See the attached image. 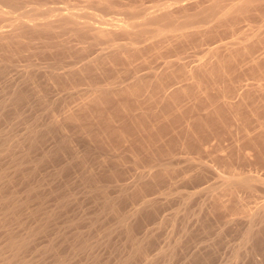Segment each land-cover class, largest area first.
<instances>
[{"label": "bare ground", "instance_id": "bare-ground-1", "mask_svg": "<svg viewBox=\"0 0 264 264\" xmlns=\"http://www.w3.org/2000/svg\"><path fill=\"white\" fill-rule=\"evenodd\" d=\"M30 1L27 0L26 3ZM47 1L49 2V0H42V2H39L32 9L33 15H28L29 18H26L28 16L25 17L24 14H21L17 19L14 18L15 20L11 25L3 26L1 24L5 15L13 13L17 7L22 5L21 3L23 1L0 0V74L4 75L8 70L6 69L7 67L2 68L4 61H11L14 56L18 54L20 55L23 48L32 47V45L37 44V41H43L45 43L46 46L43 47L44 49L46 47H48V49L56 48V53L59 52V55H65L62 59L59 56L58 58L55 53L57 57L55 61L64 60L66 62L67 60L65 59H67V57L69 58L76 54H79V57L77 56V58H73L76 59L73 60L76 62H71V64L68 65H52L50 70L45 72L42 71L44 74H42L41 79H37L36 76L38 74L35 76V74H25L24 72V75L20 74V77L21 75L23 76L19 80L17 79L16 81L13 79L14 81L11 82L12 84L8 86L6 95L0 100L1 116L6 112H8L9 115L10 111H14L13 114L20 111L19 108L24 105L23 103L26 99L28 90H30V92L33 90L37 100L42 92L41 88L43 86L41 82L46 84V87L48 85L52 88H67L69 86L72 88L75 83L84 79H91L92 83L93 75H95L93 72H96L98 76L105 75L106 64H109L110 66L119 64H127L128 66H131L135 64L134 60L141 58V60H143L144 53L151 52L152 58L155 60H162V67L158 64L159 68H162V71H160L158 67V71L153 70V74L151 73L149 76L154 78V81H150L147 78V74L146 76H144L145 74L138 75L139 68L133 69V66H131V72L134 70L133 75L130 73L132 75V77L130 76L132 81H128L129 83H125L127 80H123L122 78L121 80L123 81L116 78L113 80L112 77L111 79L113 81H108L105 78V84L102 85L101 82L99 83L93 78V81H96V83L92 85L89 83L88 92L90 96H87L89 100L81 106H78L79 108L77 110H72V108L69 109L65 115H63L64 118L57 117L63 120H56V118L53 122L51 121V123H54V127L49 126L46 121L41 119L42 123L38 120L41 124L36 122L37 119L31 124H28L29 121L28 123H25V121V124H23L25 125V128L23 126L25 129H23L24 132L21 128V130H18L17 128L18 132L16 130L15 132L8 130L7 133L5 132L4 127V129L0 127V264H206L210 261V250L208 251L210 248H208L207 251H201L200 249L199 251H185V246H188L187 243L192 242L191 234L194 231V229L193 231L190 230L193 226L190 228L188 226L190 222L189 218L195 216L196 212L188 216H185L184 212L182 213L184 216L180 214L183 218H180L179 213L182 209H179L167 219V217H165V215L162 216L160 210H158L160 207L158 208L156 206L158 209H154L155 202L158 201L148 199L146 195L148 190L156 189L161 180H159L161 175L164 174V178L165 175H169V172H171L169 170L175 166V163H170L171 160L169 159V163L161 162L156 164L157 168H155L156 165L154 166L156 169H154L155 171H149L146 175H143L144 173H142L136 181H133L132 183L130 182V185L117 188L119 191L116 189L117 193L114 192V194L109 190V184L111 183L110 180L114 179L116 181L115 176L118 175V173H115L116 166L114 167L112 165L113 162L109 163L113 159L108 161L100 156L102 157L101 159H103L100 160V162L97 161V156V160L93 161H97L99 164L97 166H94L93 164L90 165L87 158H89V154L92 153L88 148L82 149L74 142V139H70L68 125L70 122L81 120L79 113L82 112L81 110L84 108L87 109V105L90 106L91 104H94L96 106L99 103L98 105L101 106L100 102L103 103L104 100L106 104L109 101L114 102L116 96L117 99L119 98L117 101L118 109L116 110L123 113L121 114L125 121H128L131 124L138 122L136 125L139 124L140 127H143L142 122L144 121L145 126L146 123H148V127L146 126L147 128L151 127V130L157 131H160L162 127L164 129L167 126L166 133L169 134L172 140H174V135L180 136L181 132L183 133L186 131V134L183 135L187 136L189 134L188 131L192 127L191 122L198 121V119H200V121L201 119L206 121L208 118H212L213 121V118H215V116L213 117V113L217 109L225 108L227 109L226 111L231 110L234 113L236 112L237 115L238 109L242 107L245 109V107H247L249 108V111L254 114L256 111L255 108L259 109L260 107L258 105L264 107V102L262 101L264 100V86H256L254 84L244 85L243 78L245 79V77L241 74L243 73L244 76L246 75L245 70L243 69L245 62H249L247 70L251 69L250 72H260L261 69H263L262 71L264 72V24H260L259 22V20L262 21L264 18V0H240L241 3L236 4L231 3L236 0H174L170 4L167 2L166 5L160 3L162 6L159 7L157 6L158 4H156L158 9L155 7L156 10L153 12L149 11L151 9L153 10L154 7L150 8L149 6L145 8V5L143 6L144 3H137L136 5L135 2V5L129 4V6H127L129 7V14L127 15L128 17L123 18L114 17V15L113 17H106L107 13H104L111 11V9L113 10L118 4V0H92L90 3H96L104 10L101 15L94 13L89 15L85 14L83 11H80V9H75L76 7L74 6L77 4L71 6L70 3L69 5L71 6V9L69 5L66 7L55 4L54 6V2H51L53 7L47 3L49 6L46 5L47 8L43 9L46 7V3L44 4L45 7L40 3ZM35 2L33 5L36 4ZM101 8L99 9L102 12ZM114 9L116 10L117 8L115 7ZM26 11L27 10H25V12ZM14 13L16 12L14 11ZM141 15L142 21H136L137 16L141 17ZM41 16L43 18H40ZM254 18L259 20L257 23L255 19L257 25L253 26L249 31L250 33H243L237 40L225 42V34L230 32H244V27L240 26V24L246 21L253 22L252 20ZM212 22L215 23L206 28V26ZM232 26H236V28L222 32L218 31L221 27ZM74 41L82 45L81 47L79 45L74 46L75 49L78 47L75 51L72 48V46L75 45ZM147 42L149 45L146 44ZM143 43L145 44L143 45ZM140 44L148 46L142 48L141 46H138ZM42 46H44V44ZM194 48L197 53L199 51H197V49L205 52L206 55L201 60L206 61L199 63L196 62L198 64L195 65L194 62L193 66H191L193 61L189 62L188 60L191 61L193 60V57L196 58V54L189 53V50ZM37 49L39 50L40 48H36L35 50ZM42 49L40 50L41 52L39 51L40 53H42ZM53 56L55 57V55ZM81 62L82 64L80 65L79 63ZM67 63H69V61H67ZM134 66L136 67V65ZM62 69H64V71L59 73ZM239 70L242 72L240 74L242 80L238 79L240 78ZM234 71H237L238 73V80L235 78V81L233 80ZM261 72L260 76H262ZM91 76L92 78H89ZM108 77L111 76H107V78ZM130 77L127 78L131 79ZM204 79L208 82L207 84L204 82L206 85H203ZM225 81L231 82V85L228 86V82L227 87L222 88L223 90L220 87L219 89L222 90L221 93H219V95L218 93L217 95L215 94L216 97H214V100H210L204 109L198 110L197 107L196 109L199 111H196L197 114L192 113V116H187V113L190 111L181 106L180 97L183 96V98H186V96L195 93L196 90L202 91L205 87V89H207V87L212 88L213 85L218 82L224 83ZM30 86L32 87L28 88ZM148 87L149 89L151 87V93L149 92L150 90ZM42 89H44V87ZM143 92H147V96L145 94L147 97L146 100L140 98L141 95L144 96ZM258 92H261L260 94H262H259L261 97L260 99L257 97L260 104L257 105V103H259L257 102L256 107L253 106V104L251 106L249 98L252 94H257ZM195 95L197 94H194V96ZM237 97L238 100H236ZM39 99L41 101L42 97ZM110 105L111 104H109V106ZM157 105H162L163 108L162 106L160 107L161 109L159 107L156 108ZM97 108H99V106ZM114 108H116V106ZM204 110L207 112L202 114V111ZM192 112H194V110ZM86 114H84V116ZM116 114L113 116L115 117ZM6 117L0 118L6 120ZM228 118L230 119V117ZM105 119L103 121L104 123L106 122ZM109 119L110 117L108 120ZM179 119H183L182 125L180 126L177 125ZM23 120L24 119H22V121ZM92 120L94 121V119ZM114 120L112 119L110 122L108 121V127L112 128L114 126ZM87 122H89V120ZM95 122L93 124H95ZM259 124L262 125L261 128H264V121ZM117 125L115 124V126ZM220 125L222 128H220ZM180 127H183L181 128L183 131H180L179 133L178 130ZM89 128L86 130L88 131ZM206 128L208 131V125ZM218 128H215L216 130L214 129L204 132L206 134L201 132L203 135L198 133L197 136H195L194 134L195 137L193 136L192 138H195V149L198 151L204 150V152H206L204 147L210 139H212L211 137L214 138L215 136H218L219 138L225 134V132L228 133L231 131L229 127H226L221 123ZM119 129H121V127H114V132L119 131ZM137 129L138 128L135 130ZM54 130L57 133L56 135H59V138L52 135L55 133ZM128 130L130 131V129ZM143 130H145V128H142L141 131L143 132ZM124 131L125 130L123 129V132ZM82 132V134H84V131ZM145 132L146 131L143 133ZM163 132L165 131L163 130ZM147 133L154 135L152 131H148ZM147 133L145 137H148ZM160 133L161 134H158V138H155V140L159 139L162 141L163 138H165L166 134L164 135V133ZM247 133H244V138H246L247 143L249 142L248 144L255 146L258 142L257 140H260L264 146V129L262 133L258 132L259 134L257 135H250V133ZM90 134H88V136ZM96 134L95 136L98 135ZM130 134H132V132H130ZM137 135L139 134L137 133ZM99 136L102 137L101 134H99ZM167 136L168 135H166L165 138L166 140H168ZM183 137L185 136H182V138ZM112 138L115 139V137ZM125 138L126 137H124V139ZM151 138L153 139V137ZM151 138L150 141L152 140ZM93 139H95V141L97 140L94 137ZM115 140L117 141L119 139ZM96 143L97 142H95V144ZM107 143L108 141L106 144ZM148 143L152 144L153 142ZM119 144L121 143L119 142ZM248 144L247 146H250ZM109 146L113 145L110 144ZM252 146L251 148H253ZM114 147L115 146H113V148ZM232 149L236 151V153L233 151V154H236L238 160L243 161V163L248 161V155L250 153L247 154L248 151L247 149L245 150L243 145H237ZM102 151H104V148ZM256 151L257 157L259 155V157L261 156L262 158L263 154H259L261 153L259 148ZM99 153L98 155H100ZM90 159H92V157ZM116 159L118 160L120 158ZM172 164H174L173 167ZM47 167L49 170H46ZM78 168H81L80 170L82 172L80 174L79 172L77 173L76 169ZM175 169L176 168H174V170ZM173 172L174 171H172V173ZM222 179L223 180H221L222 182L218 188L214 186L206 189L212 198L210 202L200 206V212L203 211L201 214L206 212V217H209V215L214 213L213 211L216 207L220 210L221 207L226 208L228 206L227 208H229V204L233 205L231 200L237 201L240 203V206L244 207V196L242 197L241 192L246 191V194H250L249 197L252 195L254 197V193H257L258 184H264L261 179L255 176L237 177L235 175H229ZM224 193L230 195L228 202L227 200H223L224 197L222 198V196L225 195ZM77 194H79L78 197ZM137 198H140L141 202L139 204L140 206L137 205L138 207L135 206ZM247 198L248 197H246V199ZM77 200L79 202H77ZM246 205L249 207L248 204ZM131 206L136 208L132 207L130 209ZM179 207H183V210L186 211V204ZM223 209L224 208H222V210ZM244 210L246 211V209ZM261 210L262 209L256 210L255 214L260 215L262 212ZM246 212H248V210ZM200 218L199 223L201 224ZM150 223L157 224L159 225L158 227L167 224L169 226L171 225L172 228L181 224V229L180 231L178 230V234L173 235L175 229L171 230L172 228H169L166 233L168 234V232H170L169 230L172 231L170 232L171 234H168L170 238H167V240L169 241L166 242L165 245H163L164 242L159 246V243L157 244V242L160 241V236V239L155 242L153 241L155 232L152 237L151 231L147 230L150 229L147 228ZM199 223H196V225L200 226ZM203 225H205V223H203ZM203 225L200 227H203ZM198 226L196 228H198ZM153 227L154 226H151V228ZM178 228L179 226L176 229ZM154 229L156 231L157 228L154 227ZM263 246L264 223L253 220L248 221V224L240 233V240L233 248L231 257L240 260L242 259L243 261L245 259H251L258 254V251L262 250ZM186 249L188 250V247ZM190 249L192 250L193 248ZM206 252L208 253L206 254Z\"/></svg>", "mask_w": 264, "mask_h": 264}, {"label": "rangeland", "instance_id": "rangeland-1", "mask_svg": "<svg viewBox=\"0 0 264 264\" xmlns=\"http://www.w3.org/2000/svg\"><path fill=\"white\" fill-rule=\"evenodd\" d=\"M22 1L23 2L21 4L23 6L20 5L19 6L20 8L17 7L18 9L16 8L14 10L16 13H14V11H13V13H11V14H6L4 20H2L3 22H2L1 25H3V26H6V25L9 26V25H11L15 19H17L18 17L21 16V14H24L25 17L28 16V15H31L32 12H33L32 9L39 2H42V0H36V2H35V0H31V1L29 0L30 2H27V3H26L27 0H22ZM91 1L92 0H90V1H88V0L87 1L86 0H52V1L49 0V2L47 1V2L40 3V4H42L44 6V4L46 3L45 6L46 5L49 6V4H50V6L52 5V7H53V4L51 2H54V6H55V4H58L60 6H66V7L69 5V3H70L71 6H74L75 4H77V5L74 6V7H76L75 9L76 10H79L80 9V11H83L85 14H88V15L89 14H93V13L94 14H97V15L103 14L104 10L99 5H97L96 3L95 4L94 3H90ZM173 1L174 0H172V1L171 0H118V2H117L118 3L117 4L118 7L115 6L117 9L115 10L114 9L115 7L113 8V10L115 12L111 9V11L104 12V13L105 14L107 13L106 14V17H113V15H114V17L123 18V17H128L127 15L129 14V12H128L129 7H127V6H129V4L130 5H135V2H136V5H137V3H144L143 6L145 5L144 6L145 8L146 7H149V6H150V8L151 7L152 8L154 7L153 10L152 9L150 11L148 10L149 12H151V11L153 12V11L156 10L155 7L162 6L163 4L166 5L167 2H168V4H170ZM34 2L36 4L33 5ZM47 3H49V4H47ZM231 3L236 4V3H241V1L240 0H236V1H233ZM156 4H158V5L156 6ZM70 5H69V7L71 9V6ZM47 6L45 8H43V9H46ZM158 7H157V9H158ZM99 8L102 9V12H101V10ZM25 10H27L28 12L27 11L25 12ZM115 13H118V14H115ZM26 18H29V16L26 17ZM40 18H43V17L41 16ZM255 19L256 18H254L252 20L253 22L246 21V22H243V23L240 24V26H243L244 27V30H245L244 32H242V33H240V32L239 33H237V32L236 33L235 32H230V33L225 34V42H232V41L237 40L238 38H240L243 33H250L249 31L253 28V26L257 25V23H258V20L259 19H256V22L257 23L255 22ZM139 20L142 21V15H141V17L137 16L136 21H139ZM263 21H264V18H263L262 21L259 20L260 24H264ZM214 23L215 22H212V23L208 24L206 26V28L212 26ZM234 28H236V26H232V27H221V28L218 29V31L222 32V31H227V30H231V29H234ZM74 42H75V45L72 44L73 45L72 48L75 51L78 47L75 49L74 46H76V45L78 46L79 45L81 47L82 45L78 44L76 41H74ZM36 43L37 44L36 45H32V47H28V48L25 47V48H23V50L21 51L20 55L18 54L16 56H14L13 57L14 59L12 58L11 61L10 60H6V61H4V64H2V68L3 67H7L6 69H8V70H7L6 74L5 73H4V75L3 74H0V100L6 95V93L8 91V86L12 84L11 82L14 81L13 79H15L17 81V79L19 80L20 78H22V76L24 75L23 72L25 74H27V73L33 74V75L35 74V76L38 74L36 76L37 79H41L42 78V74H44V73H42V71L45 72L47 70H50V67L52 65H56V64H59V65H68V64H71V62L74 63L76 61H73V60H76V59H73V58H77V56L79 55V54H76V55H72L74 57H72V56L69 57V58L67 57V59H65V60L69 61V63H67V61L65 62L64 60H61V61L60 60H56L55 61V59L58 56L63 59L65 55H59L58 54L59 52L56 53L57 52V49L56 48H51V49L49 48L48 49V47H46L44 49L43 47H45L46 45H45V43L43 41L42 42L41 41H37ZM43 44H44V46H42ZM144 44L145 43H143V45ZM146 44H148V42ZM149 44H150V41H149ZM143 45L140 44L138 46H141L142 48L148 46V45L147 46L146 45L143 46ZM34 48L35 49L36 48H40V49L39 50L38 49L35 50ZM41 49H42V53H40L41 52L40 51ZM47 49H48V51H47ZM58 51H60V50H58ZM195 51H196L195 48L189 50V53H195L196 54L195 55L196 58L193 57V60H191V61L188 60L189 62H192L193 61L191 63V66H193V63L194 62H195L194 63V65H195V64H198L199 62L206 61V60H204V61L201 60V59H203L205 57V55H206L205 52L201 51L200 49H197L198 53L195 52ZM45 52H46V54H45ZM47 52H48V54H47ZM55 53L57 54V57H56V54ZM197 54H198V56H197ZM53 55H55V57ZM143 55H144L143 60H141L142 58L141 59L134 60L135 61L134 62L135 63L134 65H136V67L134 65H131V66H133V69L134 68H137V69L139 68L137 74L138 75H144L145 74L144 76H146V74H147L149 76V75H151V73L153 72V70L154 71H156V70L158 71V68H159L158 64L161 66L162 65V60H159V59L155 60L154 58H152L151 57L152 56L151 52L150 53L149 52L148 53H144ZM71 58H72V60H71ZM62 61H63V63H62ZM78 61H80V60H78ZM196 62H198V63H196ZM79 64L81 65L82 62L79 63ZM80 65H78V66H80ZM248 65H249V62H245L244 63V68L243 69L245 70V74H246L245 76L239 70V72H240L239 73V76L242 73L241 75L243 77H245V79L243 78L244 85L254 84L256 86L257 85H263L264 86V75H263L264 72L262 71L263 69H261L262 72L260 71L261 74H262V76H260V72H258V71H254V73H253L252 71L250 72L251 69H248L247 70V68H248L247 66ZM131 66L130 65L128 66L127 64L126 65L125 64L124 65L123 64L122 65L119 64V65H113V66H110L109 64H106L105 65V68H106L105 69V75L98 76L96 74V72H93L92 71L95 74V75H93V78H95L99 83L101 82L102 85L105 84V78L108 81H110V80L113 81V80H115V78L116 79H119L120 81L127 80L125 83H129L128 81H130V82L132 81V78L131 77H132L133 72H134V70H133V72H131L132 71ZM115 67H117V68H115ZM159 69H160V71H162V68H159ZM63 71H64V69L60 70L59 73L60 72H63ZM130 73H132V75ZM148 73H150V74H148ZM20 74H23V75H21V77H20ZM107 76H111V77H108L107 78ZM120 76H122V77H120ZM148 76H147V78L150 81H154L155 80L154 78H152L150 76L148 77ZM216 76H217V74H216ZM242 76H240V78H238L237 71H234V73H233V80L235 78L236 79L238 78L239 80L240 79L242 80ZM127 77H130L131 79H129ZM89 78H92V76L89 77ZM93 78H92V83H91V79H88V80H85L84 79V80H81V81H78L77 83H75L72 88L70 86L67 87V88L66 87L52 88V87H50L48 85L46 87V84H44L43 82H41L42 83V86L44 87V89H42L43 87L41 86L42 87L41 88V91H42L41 94L42 95L40 94V97H42L41 101L39 99L40 97H38L39 100L38 99L36 100V97H35V94H34L33 90H31L33 93L30 92V90H28L27 91V95H26V99H28V98L29 99L28 100L25 99V101L23 103L24 105L22 104L23 105V106H21L22 108L21 107L19 108L20 111L17 112L18 113V116H17V113H14L13 114L14 111H10L11 114L9 113V115H8V112H6L5 114H3L2 116L0 115V117H6L7 115L9 116V117L8 116L6 117V120H3V118H0V127H2V129L5 128L4 130L7 133H8V130L9 131L12 130L14 132L16 130L18 132V130H21L22 129V131H23V129L25 128V125H23V124L28 123V121H29L28 124H31L32 122H34L35 119H37V121L35 120L37 123H40V122L42 123L41 120H43V121H46V123L49 126H53L54 127V123H51V121L53 122V120L56 119L57 117L64 118L63 115H65V113L69 109L72 108V110H77L79 108L78 106H81L87 100H89L88 99V97L90 96V94L88 92L89 85L90 84L92 85V84H95L96 83V81H93ZM121 78L123 80H121ZM102 80H103V82H102ZM204 82L206 84L208 83L205 79H204L203 83ZM228 82L229 81H225L224 83L223 82L222 83L218 82L217 84L213 85L212 88L211 87L210 88L207 87V89H205L206 88L205 87L204 89H202V91H200V90L197 91L196 90L195 93H193V94L190 93L191 95L186 96V98H183V96L180 97V99H181V106H183L184 109L187 108V110L190 111V112L187 113V116H192V113L193 114H197L196 111L204 109V107H206L207 103H209L210 100H214V97H216L217 93H218V95H219V93H221V91L223 90L222 88L227 87L228 84H229L228 86L231 85V82H229V83ZM205 83L203 85H206ZM208 85H210V84H208ZM221 85H223V86H221ZM149 86H150V84H149ZM31 87L32 86H30L28 88H31ZM220 87H221L222 90L219 89ZM245 88H247V87H245ZM148 89H149V87H148ZM215 89H217V90H215ZM149 90H150L149 92L151 93V91H152L151 87H150ZM147 92H143L144 96L141 95L140 98H143L144 100H146V98H147L146 97L147 96ZM260 93L261 92H258L257 94L254 93V94L251 95V97L249 98L250 99V102H251V106L253 104V106L256 107V103L259 102V99L261 98L260 95H262ZM28 94H30V95H28ZM145 94H146V96H145ZM194 94H197V95L194 96ZM252 96H253V98H252ZM116 97H115L116 100L114 102L109 101L106 104L104 102L105 101L104 100L103 103L100 102L101 106L98 105L99 104L98 103L96 106L97 107L99 106V108H97L94 104H91L90 106L87 105V107H86L87 109L84 108L83 110H81L82 112L79 113L80 116H81V118H80L81 119L80 120L81 122L80 121H73V122H70L69 125H68L70 127V128L68 127V130H69L68 134H69V137H71L70 139H72V140L74 139V142L76 144H78L82 149L83 148H86V149L88 148L90 150V152L92 153V154H89V156H88L89 158H87L90 165L93 164L94 166H97L99 164L97 161H100V160H103V159H107L108 161H110L111 159H113L109 163H112L113 162L112 165L114 167L116 166V168H118V169L115 168V173L116 174L118 173V175H117L118 178H117V176H115L116 181L114 179L110 180L111 183L109 184L110 185V189L109 190H111V192H113V193L114 192L117 193V191H119V189H117V188H121L122 186L123 187H126L127 185H130L129 183L130 182L132 183L133 181H136L142 175V173H144L143 175H146V174H148L149 171H152V170L155 171L156 170L155 168H157V165L156 164H159L161 162L169 163L168 160L170 159L171 160L170 163H175V166H174V164H172V167L173 166L174 167L171 170H169L171 172H169V175L167 174L168 177H167V175H165V178H164V174L159 177V180L161 179L159 181V184H158L159 190H158V186H157L156 189H150V190H148V192H146L147 194L146 193L145 194L147 195L148 199H152V200L158 201V202H155V208L154 209L157 210L160 207L158 210H160L161 215L162 216L165 215V217H167V219L170 218L171 215H173L176 212V210H179V209H182L180 211V213H179L180 218H183L182 216H184V215L185 216L186 215L188 216V215H190V214L192 215V214H194L196 212V215L195 216H193V217L191 216L189 218V221L190 222H189L188 226H189V228L193 226L192 228H190V230L193 231V229H194V231L191 234V237H192V242L191 243L192 244L188 242L187 243L188 246L186 245L188 247V250L186 249L187 247L185 246V251H193V250H195V251L198 250L199 251V249L201 251L202 250L203 251H207V249L210 248V249H208V251L210 250L209 251V255L211 256L210 257V261L211 262L209 261L206 264H208V263H210V264H243V263L244 264H264V246L262 247V250L258 251L257 252L258 254H256L251 259L250 258L249 259H245L244 261L241 259L242 260L241 261L238 258L235 259L234 257L233 258L231 257L232 256V252H233V248L238 244V242L240 240V233L244 229V227H246V225L248 224V221H252L253 220V221H256V222H263L264 223V184L263 183L258 184L257 191H256L257 193H254V197L252 195V196H250L251 197L250 198L249 197L250 194H246L247 193L246 191H244V192L242 191L241 192L242 197L243 196L245 197V198L243 197V200L245 202V205L248 204L249 207H247V205L246 206L243 205L244 207H242V206L239 205L240 203H238L237 201H232L231 200V203H233V205L232 204H229V208H227L228 206L226 208L220 206L221 207V210H222V208H224L222 211L220 209H217V207H216L217 210L214 208L215 209L213 211L214 213H212L211 215H209V217H206L205 216V213L206 212H204L203 214H201L203 211L200 212L201 211L200 210V206L202 204L204 205L205 203L210 202V200L212 199L210 197V193H208L206 191V189L207 188H210V187H214V186L216 188H218L219 185H220V183L222 182L221 180H223L222 178H224L225 176L226 177L229 176V175H235L237 177L255 176V177H258L259 179H261L262 182H264V158H263L264 157V146H263V143L260 140H257L258 142L256 143L257 146L259 145L258 146L259 151H261V153H259V154H261V155L263 154L262 155V158H261V156L259 157V155L257 157V154H256L257 153L256 150L258 149L257 146L256 145L255 146H252L251 144H248L249 142L247 143L246 142L247 141L246 138H244L245 137V134L244 133H247L248 131L249 132L247 134L250 133V135H257L259 133H262V131L264 129L263 127L261 128L262 125L259 124V123H263V121H264L263 120L264 119V109H263L264 107L262 105H258V104H260V102L257 103V105L260 106L259 109L257 108L258 110L254 107L255 110H256L254 114H253V112L251 113V111H249V108H247V107H245V109H244V107L238 109L237 110V115H236V112L234 113L231 110L226 111L227 109L222 108V109H217L214 112L215 114L213 113V117L215 116V118L217 120L215 118H213L214 120L212 121V118H208V119H206V121L203 120V119H201V121H200V119H198V121L195 119L196 121H194V119H193L194 122H191L192 123L191 124L192 127L188 131L189 134L191 133L190 136H189V134L187 136L186 135H183V134H186V131L183 132V133L181 132L182 133L181 134L180 131H183V129H181L183 127H180L181 130L178 128L179 129L178 131H179L181 137L179 135H174L175 136L173 138L174 140H172L171 137L169 136V134L166 133L167 126L164 129L162 127V129H160V131L158 130L159 131L158 132L157 130H151V127H149L150 129L147 128L148 127V123H146V126H147L146 127L144 125L145 122L143 121L144 122V123L142 122L143 127L142 126L141 127L142 128H145V130H143V132L146 131L145 133H143L141 131L142 128L140 127V125L139 124L136 125L138 122L134 123L135 124L134 125V124L129 123L128 121H125L122 118V114L123 113L120 112V111L118 112V110H116V109H118V107H117V101L119 100V98L117 99ZM257 97H259V99ZM200 98H201V102H200ZM236 100H238V97L236 98ZM62 101H63V103H62ZM202 101H203V103H202ZM262 101L264 102V100H262ZM109 104H111L110 105L111 107L109 106ZM114 105L116 106V108H114L115 107ZM92 106H95L96 108L95 107H92ZM112 106H114V107H112ZM161 106L157 105L156 108H158V107L160 108ZM261 106H262V108H261ZM189 107H191V108H189ZM162 108H163V106H162ZM21 109H22V111H21ZM100 109H101V111H100ZM224 109H225V111H224ZM193 110H194V112H192ZM99 112H100V114H99ZM108 112H109L110 115L108 114ZM116 112H117L118 116H117ZM205 112H207V111H205V110L202 111V114H205ZM257 112H260V113H257ZM81 113H82V115H81ZM84 114H86V115L84 116ZM103 114H105V115L107 114L108 117H107V115L105 117V115H103ZM114 114H116V116H115L116 118L113 116ZM250 114H252V115H250ZM219 115H220V117H219ZM83 116H84V118H83ZM86 116H88V117H86ZM109 117H110V119L108 120ZM228 117H230V119ZM59 118H57L56 120H58ZM103 118L106 121L105 123L103 122L104 121ZM22 119H24V120L22 121ZM92 119H94V121ZM112 119L113 120L115 119L114 122H115L116 125L117 124L118 125L115 126V124H114V126L112 128H110V127H108L107 123H108V121L110 122ZM117 119H119V120H117ZM38 120L40 122H38ZM59 120H63V119H59ZM88 120H89V122H87ZM101 120H102V122H101ZM258 120H259V122H258ZM261 120H263V121H261ZM49 121H50V123H49ZM91 121H92V123H91ZM218 121L222 125H225L226 127H229V129L231 130V131H229L230 133L228 132L229 133L228 134V133L225 132V134H223L222 136H220L221 138L219 137L220 139L218 138V136H215L214 138L211 137L212 139H210V141L204 147L205 150H206V152H204V150L203 151H198L197 149H195V147H196V145H195V138H192L194 136V134H195V136H197L198 133H200L201 135H203V134H206L204 132H208L210 130H214L215 128L217 129L218 126H219V124H220ZM94 122H95V124H93ZM98 122H99V124H98ZM182 122H183V119H179L177 121V123H178L177 125L178 126L182 125ZM9 123H10V125H9ZM85 123H86V126H85ZM87 123H89V124H87ZM207 123H209V124H207ZM223 123H225V124H223ZM43 124H44V122H43ZM50 124H53V125H50ZM76 125H77V127H76ZM207 125L209 127L208 128V131H207V128H206ZM23 126H24V128H23ZM81 126H83V127H81ZM100 127H101V129H100ZM114 127H118V128L121 127V129H119V131L121 133L119 131L114 132ZM17 128H18V130H17ZM76 128H78V129H76ZM87 128H89L88 131L86 130ZM136 128H138L139 130L138 129L135 130ZM210 128H212V129H210ZM220 128H222L221 125H220ZM220 128H218V129H220ZM91 129H93V130H91ZM94 129H96V130H94ZM108 129H109V131H108ZM123 129L125 130L124 131L125 133L123 132ZM128 129H130V131ZM98 130H100V131H98ZM163 130L165 132H163ZM22 131H20V132H22ZM82 131H84V134H82L83 133ZM148 131L149 132L152 131V133L154 135H152L150 133H147ZM243 131H245V132H243ZM86 132H88V133H86ZM96 132H97L98 135L96 134ZM130 132H132V134H130ZM160 132L164 133V135L165 134L168 135L169 136V137L167 136V139L168 140L165 139L166 138V135H165V138H163L162 141L159 140V139H156L155 140V138H158V134H161ZM201 132H203V134ZM90 133H92V134H90ZM111 133H112V135H111ZM137 133L139 135H137ZM146 133H147V136L148 137H145ZM56 134L57 133L55 131V133H53L52 135L54 137L57 136V138H59L58 137L59 135H56ZM88 134H90L91 136L89 135L90 136L89 137ZM95 134L98 137H100L99 134H101V136L102 137L104 136V137L103 138L102 137L98 138L97 136H95ZM118 134H120V135H118ZM105 135H106V137H105ZM133 135H134L135 138L133 137ZM182 136H185L186 138L185 137L182 138ZM93 137L96 138L97 140L95 141V139H93ZM112 137H115V139H119V140L116 141ZM124 137H126V138L124 139ZM151 137H153V139ZM178 137H180V138H178ZM129 138H131V139L133 138V139L131 140ZM146 138H147V140H146ZM150 138L152 139L151 141H150ZM99 139H101V140H99ZM105 139L108 141V143L111 142L110 144L113 145V146H115V147L113 148V146H109L110 144H108V143H107L108 144L107 145L106 144L107 141ZM120 139H121L122 142L120 141ZM181 139H182V141H183L184 144L182 143ZM90 141H93V142H90ZM164 141H166V142H164ZM89 142L91 143V145H90ZM95 142H97L98 145H97V143L95 144ZM119 142L121 144H119ZM123 142H125V143H123ZM148 142H153V143L151 144V143H148ZM102 143H103V146H102ZM116 143H117V145H116ZM181 143L184 146H182ZM245 143H247L250 146H247V144H245ZM147 144H149V145H147ZM237 145H243L245 147V150L247 149V151H248V152L246 151L247 154L250 153L248 155L250 158L248 157V161L247 162H244L243 163V161H240V160L237 159L238 157L236 158V154H233V151L235 153H236V151L234 149H232V148L236 147ZM96 146H97V148H99V147L101 148V146H102V148L101 149L100 148L97 149ZM186 146L187 147L189 146V147L187 148ZM251 146L253 148H251ZM103 148H104V151H102ZM148 148H151V149H148ZM165 148H166V150H165ZM91 150H93V151H91ZM99 152H102V153H99ZM98 153L100 155H98ZM90 155H93V156H90ZM97 156H98V160H97ZM100 156H102L103 159H101L102 157H100ZM91 157H92V159H90ZM116 158H120V159L117 160ZM258 158H261V159H258ZM93 160H97V161H93ZM116 160L117 161L120 160V161L117 162ZM191 160H193V161H191ZM166 161H168V162H166ZM228 163H230V164H228ZM112 165H110V166H112ZM155 165H156V167L154 168ZM174 168H176V169L174 170ZM78 169H76L77 170V173L79 172V174H80L82 172L80 170L81 168H78ZM46 170H49V168L47 167ZM172 171H174L176 173L173 172L174 173L173 174ZM162 176H163V178H162ZM170 178H172V179H170ZM110 181H108V182H110ZM113 181H115V182H113ZM111 187H113V188H111ZM116 189H117V191H116ZM214 193H216V192H214ZM78 195L79 194H77V197H78ZM227 195L225 194L224 196H222V198L224 197L223 200H225V201L227 200V202H228V199L230 198L229 197L230 195L229 194H227ZM147 197H146V199H147ZM246 197H248L249 199L248 198L246 199ZM136 200H137V202L135 203V206L138 207V206H140L139 204L141 203L140 202V198H137ZM246 200H248V201H246ZM77 202H79V201L77 200ZM183 204H186V211L183 210V207L182 208L179 207V206H182ZM235 204H237V205L234 206ZM156 206L158 208H156ZM232 206H234V207H232ZM132 207H134V206H131L130 209ZM136 207H134V208H136ZM244 209H246V211L248 210V212H246ZM260 209H262L261 210L262 211L261 214L260 215L255 214V211L256 210H260ZM128 210H129V208H128ZM128 210H126V211H128ZM199 212H200L201 215L199 214ZM182 213H184V215ZM180 214H182V216ZM199 218L201 219V224L199 223L200 222L199 221ZM195 220H197V221H195ZM196 223H199L200 226H202L203 223H205V225H203L204 228L196 225ZM166 225L167 224L161 225L162 226V228H161V226L158 227L159 225H157V224L155 225L154 223H150V225L148 224V226H147V228H150V229H147V230L148 231H151L152 237H153V233L155 232L154 233L155 236L153 237L154 238L153 241L157 242L161 238L160 241L157 242V244L159 243L158 244L159 246H160V244H162L164 242L165 243L163 245H165L166 242L169 241V240H167V238L168 239L170 238L168 236V234H171L170 233V232H172L171 230L175 229L173 231V233H174L173 235H175V234H178L179 233L178 230L180 231V229H181V226H180L181 224L180 225L178 224V226H179L178 229H176L178 226L172 228L171 225H170L171 227L169 225H167L168 226L167 227ZM151 226L156 227L157 228L156 231H155L154 227L151 228ZM165 226H166V228H165ZM197 226H198V228H196ZM205 226H206V228H205ZM169 228L170 229L172 228V229L169 230L170 232H168V234H166L167 233V230ZM152 229H154V230H152ZM157 230H158V232H157ZM195 230H198V231H195ZM195 232H196L197 235L195 234ZM157 234H158V236H157ZM165 234L167 235V237H166ZM156 236H157V239H156ZM159 236H160V238H159ZM163 239H165V240H163ZM188 241H190V240H188ZM194 241H195V243H194ZM191 245H193V246H191ZM205 247H207V248H205ZM190 248H193V249L191 250ZM212 248H213V250H212ZM207 253L208 252H206V254Z\"/></svg>", "mask_w": 264, "mask_h": 264}]
</instances>
